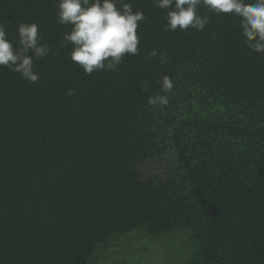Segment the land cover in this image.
<instances>
[{
	"label": "trees",
	"instance_id": "16d2710c",
	"mask_svg": "<svg viewBox=\"0 0 264 264\" xmlns=\"http://www.w3.org/2000/svg\"><path fill=\"white\" fill-rule=\"evenodd\" d=\"M131 3L139 54L87 75L56 0H0L13 42L35 22L51 49L36 83L0 68V264H264V55L234 16L166 32Z\"/></svg>",
	"mask_w": 264,
	"mask_h": 264
},
{
	"label": "clouds",
	"instance_id": "9594fccd",
	"mask_svg": "<svg viewBox=\"0 0 264 264\" xmlns=\"http://www.w3.org/2000/svg\"><path fill=\"white\" fill-rule=\"evenodd\" d=\"M164 12L166 32L203 31L210 20L209 13L237 18L245 46L264 55V0H153ZM207 11L201 13V8ZM56 20L69 30L63 34L64 44H71L70 61L91 75L96 71H113L123 58L139 54L138 28L146 18L140 9H133L131 0H56ZM39 25L20 22L15 29V42L9 38L4 23H0V68H7L30 83L39 80L34 60L43 59L50 46L43 43ZM151 57L164 62L167 53L153 49ZM148 82H144L147 85ZM159 93L147 98L150 107L166 106L174 84L170 76L159 80ZM146 90V87L145 89ZM67 95H74L68 89Z\"/></svg>",
	"mask_w": 264,
	"mask_h": 264
}]
</instances>
